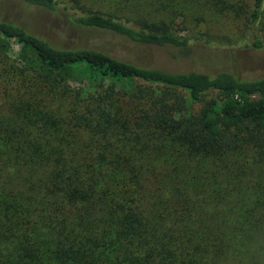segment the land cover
<instances>
[{"label": "trees", "instance_id": "obj_1", "mask_svg": "<svg viewBox=\"0 0 264 264\" xmlns=\"http://www.w3.org/2000/svg\"><path fill=\"white\" fill-rule=\"evenodd\" d=\"M17 1L181 55L228 19L264 49V0ZM0 264H264V75L147 67L0 19Z\"/></svg>", "mask_w": 264, "mask_h": 264}, {"label": "rangeland", "instance_id": "obj_2", "mask_svg": "<svg viewBox=\"0 0 264 264\" xmlns=\"http://www.w3.org/2000/svg\"><path fill=\"white\" fill-rule=\"evenodd\" d=\"M0 19L12 21L65 47L104 48L119 59L147 67L212 75L228 71L241 79L264 75V49H255L251 40L242 36L228 19L211 20L220 28L202 36L208 43H194L190 51L182 55L168 47L135 45L105 31L77 29L69 25L61 14L41 12L17 0H0ZM200 29L206 31L207 26ZM216 34H220L221 39Z\"/></svg>", "mask_w": 264, "mask_h": 264}]
</instances>
